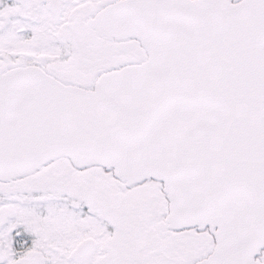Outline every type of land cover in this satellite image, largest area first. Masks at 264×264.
<instances>
[{"label":"snow or ice","instance_id":"1","mask_svg":"<svg viewBox=\"0 0 264 264\" xmlns=\"http://www.w3.org/2000/svg\"><path fill=\"white\" fill-rule=\"evenodd\" d=\"M0 264H264V0H0Z\"/></svg>","mask_w":264,"mask_h":264}]
</instances>
